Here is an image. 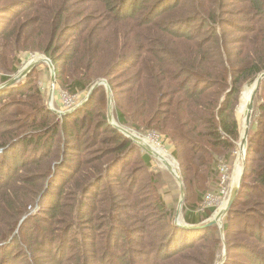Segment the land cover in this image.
Instances as JSON below:
<instances>
[{
    "label": "trees",
    "instance_id": "obj_1",
    "mask_svg": "<svg viewBox=\"0 0 264 264\" xmlns=\"http://www.w3.org/2000/svg\"><path fill=\"white\" fill-rule=\"evenodd\" d=\"M81 2H63L57 29L48 38L43 36L45 43L38 51L52 59L59 81L70 83V93L89 89L104 78L118 104L121 125L156 130L173 141V156L182 166L188 194L183 210L188 228L172 222L177 211L167 208L158 181L150 178L138 186L136 147L108 123L107 113L96 122L92 136L90 127L78 123L61 133L73 138L74 144L63 154L57 172L48 170L50 163L42 166L48 156L45 150L58 135L47 127L51 112H45L39 138L24 140L22 124L14 128L15 135L0 134V149L12 144L5 153L15 147L24 151L34 147L33 156L23 165H0V264H160L176 260L181 254L173 256L175 252L203 246L216 229L189 227L202 226L216 210L202 211V191L214 187L218 158L228 163L233 160L241 136L235 108L242 86L264 73V0H106L102 10L95 8L85 16L78 8L71 9ZM28 4L35 12L42 2L29 0ZM9 16L0 22L1 42L24 25L19 26L16 15ZM33 17L32 13L26 22ZM69 27L75 33L72 43L64 38L54 45L52 40L65 37ZM132 69L136 72L129 77ZM106 97L105 91V111ZM88 103L86 110L91 109L92 100ZM259 107L264 113V103ZM23 116H30L34 123L37 114ZM93 116L92 112V125ZM99 124L102 133L109 134L107 138L99 139ZM110 143L113 148H107ZM253 144L259 147L257 151ZM140 157L143 166L139 169H147L149 156ZM246 160L239 193L228 213L235 227L226 222L223 229L227 248L234 247L237 236L231 242L230 235L239 232L237 223L244 218L243 232L251 242L234 248L247 251L241 264H264V123L258 139L250 137ZM192 192L199 205L190 203ZM43 199L49 208L41 210L45 212L42 216L31 214ZM240 205L247 207L242 214L236 210ZM36 217L38 222L31 226ZM122 219L138 225L127 228ZM227 262L226 258L223 264Z\"/></svg>",
    "mask_w": 264,
    "mask_h": 264
},
{
    "label": "rangeland",
    "instance_id": "obj_2",
    "mask_svg": "<svg viewBox=\"0 0 264 264\" xmlns=\"http://www.w3.org/2000/svg\"><path fill=\"white\" fill-rule=\"evenodd\" d=\"M36 2H42L40 9L38 11L33 12L30 7L29 0H0V22L4 19L8 18V16H15V20H17L19 29L14 33L13 37L8 38L4 42L0 41V87L7 85L12 79L16 78L21 72H23L28 66L35 64L39 61L36 68L31 72L30 75L23 77L19 82L14 84V86L4 88L0 90V134L7 132L6 135H15V129H18V124L23 125V129L26 130V134L24 136L28 137L29 139L39 138L43 133L40 130V125L43 121V117H45V112H51L50 116L48 115L49 122L48 128L53 127L54 130L58 132V135L54 136V139L51 141L49 145V149L45 153L48 154L47 157L43 159L40 164L42 166H47L50 163V168L48 170L51 173H55L58 171L59 165L63 161L62 156L66 152H68V146L74 144L73 138H66L61 133L64 130L70 131L76 123L82 124L84 127L89 128V135L92 136L93 131L95 130L96 122L98 123L101 118L100 116H105L107 113L108 116V123L116 124L119 126L121 130L128 132H132L134 136L141 138L143 141L139 142H131L136 147L137 153L134 157L136 160V165L134 168L138 169L137 175V184L138 186L142 185L145 181L147 184L152 178L153 181H158L159 184L156 186L159 189V193L165 202L168 209H175L177 211L175 218L173 219V223L177 226V223L185 225V221L183 219V210L186 204V196L187 191L185 187V180L182 172V166L180 165L179 161L173 156L175 146L173 141L166 137L164 134L157 132L156 130H145L139 129L137 127H130L121 125L118 121L117 112H118V104H116L113 92H112V100H110V96L107 90L106 83L109 82L104 78H100L94 83V85L81 91L77 94L70 93V83L64 84L62 81H59L58 76L56 75V80H54L52 76V69L53 67L50 66L55 65L51 58L45 55L42 51H38V48L45 43V39L43 36L48 38L51 36L54 31L57 29L56 26L59 22V15L58 13L61 11V6L64 1L66 0H35ZM88 1L84 0V2L79 3L77 6H72L71 9H77L82 13V15H86V13L91 12L97 8L98 10H102L105 7L106 0H94ZM98 2V4L96 3ZM50 8V9H48ZM24 9H28L25 12ZM33 18L26 22L32 15ZM9 16V17H10ZM28 18V19H26ZM42 18V19H39ZM48 21H46V20ZM38 20H40V25L38 26ZM31 22V23H30ZM30 23L29 26H27ZM68 24L74 23L73 21L67 22ZM70 26V25H69ZM69 33L66 34L65 37L57 40H52L54 45H58V42H61L64 38H67V42L72 43L74 30L72 27H69ZM60 32V31H59ZM58 32V34H59ZM19 34V35H18ZM21 34V35H20ZM57 34V36H58ZM120 37L123 38L124 34L121 33ZM1 40V39H0ZM50 38L48 39L47 43L49 42ZM124 43L123 39H120L119 46H122ZM64 50L66 49V45L64 46ZM67 67V65H66ZM106 68V60L103 63L102 70ZM56 71V70H55ZM103 72V71H102ZM136 72V69H132L129 71V77L132 76ZM3 77H8V80L3 81ZM81 78H85V76H81ZM255 81H248L244 84L241 88L239 97H238V104L235 108V116L240 124L241 129V136L240 140L237 142L234 151H233V160L228 163V161L224 157L218 158L217 165V179L214 182V187L211 191H202L205 192L204 197L200 201V207L203 206V210L207 208H215L214 214L211 216L209 220H207V224L210 220H213L216 213H219L218 210L222 203H229L230 195H232V191L239 186L240 181L243 178V174L245 172V168L247 166V147L250 143V137H254L258 139L260 130L262 128V124L264 123V113L259 109L260 105L264 103V80L259 86V89L256 93L254 98V109L252 112V120L248 131L247 136V146L244 148L241 145L242 136L245 133L248 118L240 114L239 109L243 104V97L251 92V96L248 99V106L250 107L251 99L254 96L255 91ZM101 84L99 87V91L96 89L93 94L90 96V92L95 85ZM255 85V87H254ZM249 90L247 91V89ZM106 91L107 99H106V111L103 107V94ZM112 91V90H111ZM90 100V101H89ZM91 109L86 110V105L91 102ZM133 105L135 106L134 102ZM99 111L100 114H96L95 111ZM77 112L76 115L72 116ZM94 113L93 121L94 125L90 123L89 116L91 113ZM23 114H37L36 121L34 123L31 122V117L28 116L24 118ZM75 120L74 118H77ZM110 116L112 120H110ZM67 120V121H65ZM64 122L66 124L64 125ZM101 124V123H100ZM100 124L97 125L99 127V131L101 133V138L105 136L107 138L109 136L104 135L102 133V128H100ZM255 124V126H254ZM64 125V127H62ZM67 125V126H66ZM112 125V124H111ZM64 128V129H63ZM116 129V128H115ZM10 130V131H7ZM122 136L125 138L126 135L123 134L121 131L116 129ZM50 136L53 134V130L49 129ZM38 132L36 135H32ZM1 136V135H0ZM128 139V138H127ZM1 140V139H0ZM45 140V139H44ZM43 140V141H44ZM130 140V139H129ZM2 141V140H1ZM93 139H90V142ZM16 143V142H14ZM12 145V144H11ZM11 145H7L5 150L10 147ZM100 144L92 147V150L96 149ZM13 148V147H11ZM33 146L28 147L26 151L23 148L15 147L13 148L12 152L5 153L4 149H0V165L5 164H13L14 162H18L19 164L23 165V161L29 160L33 156ZM107 148H113V145H110ZM255 151L258 150V146L253 144ZM157 150L162 151L168 158L174 162V174L168 169L167 165L161 161L155 154ZM41 153V152H40ZM44 153V154H45ZM153 153V154H151ZM148 155L150 158V164L147 169L144 167L142 170L139 169L143 166L140 161V156ZM115 156V155H114ZM39 161V160H38ZM36 161V162H38ZM46 162V163H45ZM133 162V161H132ZM18 165V168L21 166ZM16 167V164H15ZM13 169V168H12ZM47 170V168H45ZM7 169L5 168L2 175L4 176ZM19 173V172H18ZM16 173V174H18ZM137 173V174H138ZM159 175H158V174ZM61 173H58L56 176H60ZM151 174L152 176H150ZM238 175L236 186H233L235 181V176ZM30 175V174H28ZM44 180V179H43ZM49 181V180H48ZM243 181V180H242ZM241 181V184H242ZM251 182V181H249ZM10 184V182H8ZM240 184V187H241ZM211 186V183H208ZM48 187V182H44V187L42 190V195L46 192ZM71 187V186H70ZM69 187V188H70ZM199 187V185H198ZM68 188V189H69ZM183 189V193H182ZM66 192V191H65ZM51 193V192H50ZM53 194V193H51ZM195 193L192 192L189 198L191 204H198V201L194 198ZM50 195V194H49ZM48 195V196H49ZM47 197V196H45ZM41 198V196H40ZM199 198V195H198ZM45 199V198H44ZM44 199L41 201H37L35 208L31 210V214L42 216L43 213L41 210L46 211L49 208V205H45L43 203ZM184 199L182 208L180 209V203ZM224 201V202H223ZM41 202V203H40ZM202 204V205H201ZM199 205V204H198ZM233 206L229 209V211L223 216L220 225H213L216 226V229L212 230L210 233V237L206 239L203 246L199 248H191L187 249L189 251H179L175 252L173 256L179 255L176 260H166L162 261L160 264H223L225 259L227 258V263L225 264H241V262L246 259L247 253L246 250L241 248H234L237 246H245L251 242V240L247 237V235L243 232V227L245 226L246 220L242 218L238 223L237 227L239 232L236 235H230V241L234 242V238L237 236L235 240L238 242L234 245V247L227 248V241L228 239L225 238V232L223 226L226 222H229L232 229L235 227L234 219H230L228 213L232 209ZM247 207L244 206H237L236 210L238 214H242ZM179 210L181 211L179 214ZM41 211V213H40ZM229 217V218H228ZM38 217L31 222V226L38 222ZM122 222H125V226L127 228H134L138 224L133 223L132 220H125L122 219ZM212 227V226H211ZM242 228V231L240 229ZM15 233H19L16 230ZM34 233V231H32ZM218 246V247H215ZM153 250L152 248H148L147 250ZM154 253V252H153ZM152 253V255H153ZM156 252L154 253V255ZM209 255V260L206 261V257ZM182 257V258H181ZM231 260V261H229ZM255 264H263L261 262H257Z\"/></svg>",
    "mask_w": 264,
    "mask_h": 264
},
{
    "label": "water",
    "instance_id": "obj_3",
    "mask_svg": "<svg viewBox=\"0 0 264 264\" xmlns=\"http://www.w3.org/2000/svg\"><path fill=\"white\" fill-rule=\"evenodd\" d=\"M40 62L42 61H39L35 64H32L31 66H28V68H26L23 72H21L16 78L12 79L7 85L5 86H2L0 87V90H3L4 88H8V87H11V86H14V84H16L17 82H19L23 77L27 76L29 73H31L37 66V64H39ZM50 66L53 67L52 69V76L54 78V80H56V71L54 69V66L52 65V62L50 63ZM264 80V73H262L256 80V87H255V91H254V96L253 98L251 99V104H250V114L248 116V122H247V126H246V130H245V133L244 135L242 136V140H241V145L246 148L247 146V136H248V131H249V127H250V124H251V120H252V112H253V109H254V98L256 96V93L259 89V86L260 84L262 83V81ZM101 84H97L94 86V88H92L91 92H90V96L93 94V92L100 86ZM106 86H107V90H108V93H109V96H110V100H112V91H111V88L110 86H108V83H106ZM110 120H112V117L110 116ZM111 124L114 126V128L118 129L119 131H121L123 134L126 135L127 138H129L130 140H132L133 142H139L138 141V137L137 136H134V134L132 132H128L127 130L123 131L121 130V128L119 126H116L114 123H112L111 121ZM168 169L174 174V171L173 169L171 168V166H167ZM243 176V175H242ZM241 179H243L241 177ZM242 181V180H241ZM241 181H240V184H241ZM240 184L239 186L234 189L232 191V195H231V198H230V201L228 203V206L226 208L225 211H223L221 214L218 215L217 218H214L213 220H210L207 224H203L202 226H198V227H189L191 229H205V228H208V227H211L213 225H220L221 224V220L223 218V216L229 211V209L231 208V206L233 205L238 193H239V190H240ZM182 193H183V189H182ZM183 201L184 199L181 201L180 203V209L182 208V204H183ZM180 210H179V214H180ZM177 226L179 227H185V228H188L187 226H184L183 224H180V223H177Z\"/></svg>",
    "mask_w": 264,
    "mask_h": 264
},
{
    "label": "bare ground",
    "instance_id": "obj_4",
    "mask_svg": "<svg viewBox=\"0 0 264 264\" xmlns=\"http://www.w3.org/2000/svg\"><path fill=\"white\" fill-rule=\"evenodd\" d=\"M255 85H256V84H255ZM255 85H254V87H255ZM248 90H249V88L247 89V91H248ZM250 96H251V92L248 93L247 95H245V96L243 97V104H242L241 108L239 109L240 114L243 115V116H246L247 118H248V116H249V114H250V107L248 106V99L250 98ZM138 138H139V137H138ZM138 141H139V143H140V141L142 142L143 140H142L141 138H139ZM151 154H153V153H151ZM155 154H156V156H157L161 161H163L167 166H171V168H174V162L171 161V160L169 159L170 157L168 158V155H166L165 153H163V152L160 151V150H157V151L155 152ZM238 175H239V174H237V175L235 176V181H234V183H233V186H236L237 179H238ZM236 188H237V187H236ZM236 188H235V189H236ZM230 197H231V195H230ZM223 202H224V201H223ZM227 206H228V203H226V202H225V203H222V205L220 206V208H219V210H218L219 213H216V215H215L214 217L217 218L219 214H221L223 211L226 210Z\"/></svg>",
    "mask_w": 264,
    "mask_h": 264
},
{
    "label": "built area",
    "instance_id": "obj_5",
    "mask_svg": "<svg viewBox=\"0 0 264 264\" xmlns=\"http://www.w3.org/2000/svg\"><path fill=\"white\" fill-rule=\"evenodd\" d=\"M116 125V124H115Z\"/></svg>",
    "mask_w": 264,
    "mask_h": 264
}]
</instances>
